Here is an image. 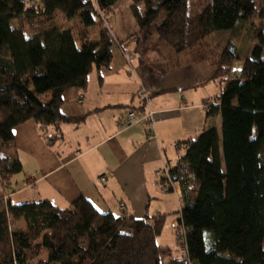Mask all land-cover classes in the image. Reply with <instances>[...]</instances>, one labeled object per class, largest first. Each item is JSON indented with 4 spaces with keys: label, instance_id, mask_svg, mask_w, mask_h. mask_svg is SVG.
Masks as SVG:
<instances>
[{
    "label": "trees",
    "instance_id": "obj_1",
    "mask_svg": "<svg viewBox=\"0 0 264 264\" xmlns=\"http://www.w3.org/2000/svg\"><path fill=\"white\" fill-rule=\"evenodd\" d=\"M117 1L0 0L3 185L23 171L14 129L34 121L56 139L62 123L81 122L62 114L63 95L85 90L93 74L102 80L115 47L157 71L207 61L222 92L205 105L208 127L175 146L169 172L184 195L173 223L186 230V254L170 264H264V0H130L136 28L121 40L108 26ZM58 17L76 20L83 36ZM246 31L255 44L242 67L233 42L208 46L215 32ZM166 219L104 214L85 198L67 208L0 198V264H163Z\"/></svg>",
    "mask_w": 264,
    "mask_h": 264
},
{
    "label": "crops",
    "instance_id": "obj_2",
    "mask_svg": "<svg viewBox=\"0 0 264 264\" xmlns=\"http://www.w3.org/2000/svg\"><path fill=\"white\" fill-rule=\"evenodd\" d=\"M132 62L114 49L102 80L93 74L85 90L72 88L63 95L62 114L82 121L62 123L61 138H53L54 127L42 129L34 121L14 129L23 171L5 186L0 175V198L14 206L50 201L60 208L85 198L104 214L165 215L166 224L179 216L182 187L164 188L163 172L179 158L176 144L208 127L205 105L222 86L212 79L207 61L170 72L144 67L136 58ZM129 110L141 121L122 128L119 121ZM148 111L154 113V139ZM220 120H214L217 128Z\"/></svg>",
    "mask_w": 264,
    "mask_h": 264
},
{
    "label": "rangeland",
    "instance_id": "obj_3",
    "mask_svg": "<svg viewBox=\"0 0 264 264\" xmlns=\"http://www.w3.org/2000/svg\"><path fill=\"white\" fill-rule=\"evenodd\" d=\"M259 2V0H257ZM261 1V0H260ZM208 3V0H204L203 4ZM194 1L192 5H194ZM202 4V2H201ZM130 0H118L115 6V17L109 21L108 26L111 29L112 33L119 39H124L128 36L129 33L133 32L136 28L134 19L131 16L129 11ZM261 20V19H260ZM256 19V25L262 26L264 23ZM58 24L63 28L71 27L75 30L77 37L83 36V29L80 28L78 22L70 21L67 22L63 17L57 18ZM249 31L243 32L241 35L234 36L231 32H215L208 40V46L214 52H219L223 47H225L229 42H233L237 45L239 50L240 61L235 62L234 67H242L244 65V60L247 56L250 55L254 42L252 37L248 34ZM90 34V32H89ZM182 59H184L182 57ZM221 120L218 127L219 132L221 133ZM176 218L179 219V216H171L168 218L165 230L162 235L158 238V244L160 245V254L163 264H170L173 260H180L185 258V248L178 242L176 231L174 229L173 220L176 221Z\"/></svg>",
    "mask_w": 264,
    "mask_h": 264
},
{
    "label": "built area",
    "instance_id": "obj_4",
    "mask_svg": "<svg viewBox=\"0 0 264 264\" xmlns=\"http://www.w3.org/2000/svg\"><path fill=\"white\" fill-rule=\"evenodd\" d=\"M114 49H119L122 52L127 63L131 64L132 61L135 60V56L133 53H131L129 51H124L119 46L115 47ZM145 118L148 121L149 138L154 139V138H156L155 125H154V113H152L151 111H148ZM140 121H141V119L138 116V114L134 110H129L127 117L120 119L119 125L122 128H128L134 124L139 123ZM163 174L165 176V178H163V180H162L164 188H166L168 190L169 189L175 190V187L177 185H180V182L174 181L172 179L168 168H166V170L163 172ZM102 181H104V179ZM121 210H122V212H124L125 207H121ZM176 236H177V239L179 241H181L180 243L183 244L185 236H186V230L184 228H182L180 231L176 232Z\"/></svg>",
    "mask_w": 264,
    "mask_h": 264
},
{
    "label": "bare ground",
    "instance_id": "obj_5",
    "mask_svg": "<svg viewBox=\"0 0 264 264\" xmlns=\"http://www.w3.org/2000/svg\"><path fill=\"white\" fill-rule=\"evenodd\" d=\"M133 63V62H132Z\"/></svg>",
    "mask_w": 264,
    "mask_h": 264
}]
</instances>
